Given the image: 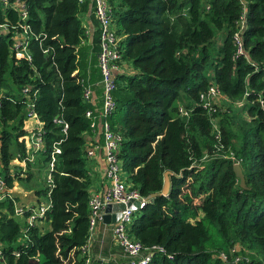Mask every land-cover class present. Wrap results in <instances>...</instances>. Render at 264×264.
<instances>
[{
	"label": "trees",
	"instance_id": "1",
	"mask_svg": "<svg viewBox=\"0 0 264 264\" xmlns=\"http://www.w3.org/2000/svg\"><path fill=\"white\" fill-rule=\"evenodd\" d=\"M14 1L0 0V89L7 88L0 94V193L35 175L30 169L38 153L46 163L54 143L60 153L52 188L34 191L39 196L50 189L46 231L25 224L29 212L22 224L15 219V197L0 199V264H83L91 215L86 134L98 130L103 152L100 39L96 29L89 37L90 18L81 15L93 2L18 0L28 14L21 20ZM108 3L122 37L121 59L131 69L114 75L116 107L107 119L121 136V171L144 197L160 192L164 172H171L169 194L135 211L127 231L144 246L163 247L149 264H264V0ZM26 23L36 34L28 43L30 59L13 48L16 30ZM210 86L222 96L208 111L200 94ZM87 88L89 100L83 97ZM29 96L44 149L24 172ZM235 247L248 262L233 263Z\"/></svg>",
	"mask_w": 264,
	"mask_h": 264
},
{
	"label": "built area",
	"instance_id": "2",
	"mask_svg": "<svg viewBox=\"0 0 264 264\" xmlns=\"http://www.w3.org/2000/svg\"><path fill=\"white\" fill-rule=\"evenodd\" d=\"M243 1V0H242ZM93 8L92 14L96 19V25L92 23L87 26V33L92 36L93 30H98L99 39H100V52L98 54V66L102 75V87H103V103L101 116L102 121V149L104 161L106 164L105 176L108 181L107 189L104 192H95L90 194L89 197V209H90V220H89V232L91 233L97 222L103 220V210L108 205L113 204H122V208H117L114 211L115 219L112 228V232L118 247L121 249L127 264H149L156 253H163L164 249L161 246H144L140 241L133 238L127 231V224L129 223L132 214L142 208L147 199L144 196H141L136 189L131 188L129 184L121 177L120 171V161L118 158V151L121 143V136L114 132L111 129V126L108 122V117L115 110L116 103L113 99V91L116 88L115 74L120 71V61L123 46L121 44L122 37L121 34L117 33L116 27L113 26V14L111 6L108 3V0H92ZM12 5L16 6L20 11V19L25 20L27 18V11L23 7V3L18 0H15ZM242 21L244 15L241 17ZM5 27L0 24V28ZM16 37L14 40V46L16 53L25 54L28 59H30V54L28 53V43L33 36H36L35 33L31 31L29 24H21L20 30H16ZM236 41V50L237 52H242V42L240 38V33L235 32L234 34ZM45 49L44 51H46ZM27 89H24L23 93L25 94ZM35 95V94H34ZM91 91L89 88L83 91V97L85 100H89ZM221 94L215 86H210L207 91L200 94V100L203 107L209 110H213V105L216 103L217 98H221ZM26 122L31 121L34 124L30 127L29 134L26 137V146L27 153L29 156L22 162L23 168L25 170L26 162L32 161L34 158V153L40 149H44L43 143V130L41 123L38 119V115L34 109V101L31 96L26 98ZM262 102V101H261ZM238 104H241V101H238ZM261 108L264 110V103H261ZM180 112L186 114L181 107L179 108ZM92 112L88 110L86 112L87 117H91ZM56 122L63 123L62 120L55 118ZM91 127H95L94 122L91 124ZM66 128V124H64ZM52 151L49 155L48 160V171H47V183L48 187L51 189L52 184V172L54 170V165L58 153H60V147L54 143L52 146ZM87 155H91V151L87 152ZM234 164L238 163V159H233ZM3 185V182L1 181ZM50 189L46 193L47 201L38 202L34 205H26L23 208V205L15 206V214L19 217L24 216L26 212L28 216L25 218V224L28 227L35 226L38 222L46 219V213L51 208L50 201ZM0 199H3L5 196L13 197L12 190L5 189L1 187ZM7 194V195H6ZM237 247L231 250L233 255V263L240 260H245L248 262V257L241 255H235ZM82 252L85 254V259L83 264H93L91 255H89V246L88 244L83 247ZM223 261L228 260V256L224 253L220 255ZM100 258V257H99ZM107 262L104 259L100 258V264H106Z\"/></svg>",
	"mask_w": 264,
	"mask_h": 264
},
{
	"label": "crops",
	"instance_id": "3",
	"mask_svg": "<svg viewBox=\"0 0 264 264\" xmlns=\"http://www.w3.org/2000/svg\"><path fill=\"white\" fill-rule=\"evenodd\" d=\"M91 7H89L88 11L81 12L83 18H90L91 21ZM93 15V14H92ZM87 21V20H86ZM89 22V21H87ZM92 23V21H91ZM127 70H131L129 68V63L121 59L120 61V72H126ZM34 122L31 121L26 122V126H32ZM98 130L94 131L92 134H86V153L91 151V155L88 156L89 164V175L93 176V186L91 187L90 194L95 192H104L107 189L108 181L105 176V168L106 164L103 157V152L101 148L97 145L98 140ZM92 184V183H91ZM12 193L14 197H22L24 202L23 205L36 204L39 200L35 199L37 196L33 195L32 192L26 191L20 185V182L15 181L12 187ZM37 200L36 202L30 204L28 202H32ZM194 203H198V199L194 200ZM117 209V208H116ZM116 209L103 210V220L97 222L94 230L90 233L87 244L89 246V252L91 253L92 263L94 261H98L100 264V258L104 259L106 264H127L126 259L122 255L116 240L114 238L112 228L114 224L115 214L114 211ZM46 220V219H45ZM41 223V222H40ZM39 222L37 223L39 226L41 225ZM100 257V258H99ZM95 258L97 260H95Z\"/></svg>",
	"mask_w": 264,
	"mask_h": 264
},
{
	"label": "rangeland",
	"instance_id": "4",
	"mask_svg": "<svg viewBox=\"0 0 264 264\" xmlns=\"http://www.w3.org/2000/svg\"><path fill=\"white\" fill-rule=\"evenodd\" d=\"M90 7L93 8L91 5H90ZM91 12H92V9H91ZM85 19L83 18L84 21H85ZM86 22L87 21H85V23ZM115 23L116 22L113 21V26L114 27H116ZM86 24H87V26H89L91 23L87 22ZM92 25L94 26L96 24L92 23ZM93 33H94V30L92 32V35H93ZM89 34H90V32H89ZM89 37H90V35H89ZM6 89H7L6 87H3L2 89H0V94L3 93L4 91H6ZM178 103H179V107H181L183 109L184 104L181 101L180 102L176 101L175 105H177ZM233 104H235L236 106L241 105V104H238L237 101L233 102ZM41 158H42V156L40 155V153H38L36 155L35 164L31 166L30 171L33 172V175L34 174L35 175L32 176V178L28 182H24V181L20 182L21 187L23 189H25L26 191L32 192L33 195L36 194V193H34L35 189L37 190V189H40V188H45V187L47 188L48 187V183L46 181L47 180V171H48V162L47 163L46 162H42ZM18 163L19 162H17V161H13L14 165H16ZM20 164H22V162H20ZM89 164H90V161L87 158V168H88V170H89ZM23 166H25V165L22 164V168H23ZM13 171L15 172V170H13ZM19 171H21V170H19ZM22 174H23V172H22ZM120 175L125 181H126V179L129 181V177H128V175L125 172L120 171ZM89 177H90V188H91L93 186V181L94 180H93V176H89ZM35 199H37V200H39L41 202H46L47 201V195L45 193H43V194H40L39 196H37ZM37 200H34L32 202H28V203L32 204V203L36 202ZM15 201H16V205H22L23 203H26V202H24L22 197H20V196L17 197V195L15 196ZM15 219L22 224V218L16 216ZM40 224H41L42 230H44V231H46L48 229V227H49L48 221H46V220L41 221ZM120 251H121V249H120ZM121 253H122V251H121ZM89 255H91L90 252H89ZM122 255H123V253H122Z\"/></svg>",
	"mask_w": 264,
	"mask_h": 264
},
{
	"label": "water",
	"instance_id": "5",
	"mask_svg": "<svg viewBox=\"0 0 264 264\" xmlns=\"http://www.w3.org/2000/svg\"><path fill=\"white\" fill-rule=\"evenodd\" d=\"M89 23H91V21H89ZM243 24L245 25L246 22L243 21ZM100 132H101V126H100ZM233 171L235 173V176L239 179V183H240V186L243 187L245 185L244 183V176H243V173H242V170H241V167L238 163H235L233 165ZM170 175H171V172L169 171H166L164 172L163 174V185H162V189L160 192H156V193H151L149 194L146 199L147 201H153V199L157 196H166L169 194L170 190H171V184H170ZM123 205L122 204H113V205H108L106 207V210H109V209H116V208H122Z\"/></svg>",
	"mask_w": 264,
	"mask_h": 264
}]
</instances>
